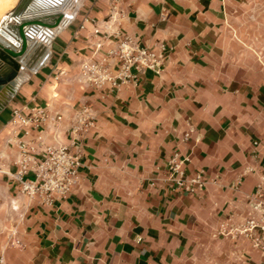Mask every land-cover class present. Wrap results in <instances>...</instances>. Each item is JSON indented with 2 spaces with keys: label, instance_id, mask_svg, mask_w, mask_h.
<instances>
[{
  "label": "crops",
  "instance_id": "obj_1",
  "mask_svg": "<svg viewBox=\"0 0 264 264\" xmlns=\"http://www.w3.org/2000/svg\"><path fill=\"white\" fill-rule=\"evenodd\" d=\"M70 1L57 27L41 25L50 56L21 71L0 108V264H264L236 231L264 174V0ZM97 26L160 52L166 44L162 70L118 91L84 83ZM33 98L63 118L25 138L69 143L83 107L95 120L78 184L52 204L29 199L12 176V108ZM176 150L190 156L189 174L203 171L197 192L156 179ZM14 228L21 246L7 242Z\"/></svg>",
  "mask_w": 264,
  "mask_h": 264
},
{
  "label": "built area",
  "instance_id": "obj_2",
  "mask_svg": "<svg viewBox=\"0 0 264 264\" xmlns=\"http://www.w3.org/2000/svg\"><path fill=\"white\" fill-rule=\"evenodd\" d=\"M93 33L95 39L90 42L91 56L80 65V78L84 83L95 88L109 87L118 91L126 83H138L146 69L157 72L162 70L166 44L160 45L162 52L157 51L140 44L120 28L104 31L97 26ZM107 44L109 46L105 52L98 55ZM62 118V113L51 114L47 105L35 101L34 98L12 108L9 123L13 125L12 131L19 135V156L15 160L16 169L12 176L29 199L52 204L58 199L68 197L79 182L82 168L86 164L84 133L95 122L88 107H83L78 115V122L70 128L69 143L45 144L41 140V134L25 138L33 130L42 131L50 123L60 125ZM193 132L194 127L191 126L185 131L184 140L189 139ZM189 161L188 154L174 151L164 165L162 175H158L156 179L167 183L172 190L197 192L204 186L206 179L202 170L188 173ZM2 170L0 163V171ZM248 201L252 212L236 227V231L245 234L254 246L264 252V174L255 190L248 195ZM7 242L23 245L16 228L11 230ZM3 261L4 255L0 253V263Z\"/></svg>",
  "mask_w": 264,
  "mask_h": 264
},
{
  "label": "water",
  "instance_id": "obj_3",
  "mask_svg": "<svg viewBox=\"0 0 264 264\" xmlns=\"http://www.w3.org/2000/svg\"><path fill=\"white\" fill-rule=\"evenodd\" d=\"M54 2L46 10L33 9V3L27 4L18 16H12L10 12L4 19L2 28L13 39L6 36L4 40L0 36V95L4 97L0 108L6 104L9 93L18 83L21 70L37 71L50 56V48L41 41L45 35V32H40L41 25L48 28L58 26L65 17V12L58 8L60 3L67 1Z\"/></svg>",
  "mask_w": 264,
  "mask_h": 264
},
{
  "label": "bare ground",
  "instance_id": "obj_4",
  "mask_svg": "<svg viewBox=\"0 0 264 264\" xmlns=\"http://www.w3.org/2000/svg\"><path fill=\"white\" fill-rule=\"evenodd\" d=\"M16 1L17 0H0V25H2V23H3V21H4V18H3V16H5V13H6V11H8V9H10L15 3H16ZM67 1V0H66ZM43 2H45V1H43ZM64 2H65V0H64ZM78 2V1H77ZM46 3V2H45ZM46 4H48V3H46ZM63 4V3H62ZM62 4H60V5H62ZM65 4V3H64ZM49 5V4H48ZM47 5V6H48ZM47 6H45V7H43V8H41L42 10H46V8H49V7H47ZM77 7V6H76ZM51 9V8H50ZM68 10V9H67ZM54 11V10H53ZM76 11V8L75 9H73L71 12H66V17H71L73 14H74V12ZM3 18V19H2ZM2 19V20H1ZM54 27H57V26H53V27H50V28H48L50 31H51V28H54ZM0 36L4 39V40H6L7 39V37L6 36H9L10 38H12L13 39V37L11 36V35H9V33L8 32H5V30L4 29H1L0 28ZM23 70V69H22ZM21 70V71H22ZM21 73V72H20ZM22 75H23V73H21L20 74V77H19V79L20 78H22Z\"/></svg>",
  "mask_w": 264,
  "mask_h": 264
},
{
  "label": "flooded vegetation",
  "instance_id": "obj_5",
  "mask_svg": "<svg viewBox=\"0 0 264 264\" xmlns=\"http://www.w3.org/2000/svg\"><path fill=\"white\" fill-rule=\"evenodd\" d=\"M37 2L34 4V2H35V0H33L32 1V6H33V9L35 8V9H37V8H43V7H45V6H47L48 4H46L45 2H43L44 0H36ZM55 1H58V0H55ZM66 1V0H65ZM27 2H28V0H21L20 1V3H19V5L17 6V8L13 11V12H11V14H12V16H18L21 12H22V10L25 8V7H27ZM39 2V3H38ZM54 2V1H53ZM54 3H56V2H54ZM61 4V3H60ZM65 5H64V3L62 4V5H60V7L58 8V9H62V8H66V7H64ZM5 17V18H4ZM6 17L7 16H3V18L4 19H6ZM2 18V19H3ZM1 19V20H2ZM46 26H44V27H42V28H45ZM0 28L1 29H3L2 28V25H0ZM5 32H7V31H5Z\"/></svg>",
  "mask_w": 264,
  "mask_h": 264
},
{
  "label": "rangeland",
  "instance_id": "obj_6",
  "mask_svg": "<svg viewBox=\"0 0 264 264\" xmlns=\"http://www.w3.org/2000/svg\"><path fill=\"white\" fill-rule=\"evenodd\" d=\"M20 1H19V3H20ZM70 2H72V0ZM19 3L16 5V7H14V9L12 11H14L17 8V6L19 5Z\"/></svg>",
  "mask_w": 264,
  "mask_h": 264
}]
</instances>
